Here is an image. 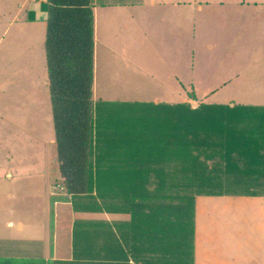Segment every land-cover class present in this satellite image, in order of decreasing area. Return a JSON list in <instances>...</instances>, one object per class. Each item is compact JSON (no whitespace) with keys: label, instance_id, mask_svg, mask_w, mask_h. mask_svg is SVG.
<instances>
[{"label":"trees","instance_id":"16d2710c","mask_svg":"<svg viewBox=\"0 0 264 264\" xmlns=\"http://www.w3.org/2000/svg\"><path fill=\"white\" fill-rule=\"evenodd\" d=\"M42 9L56 183L64 184L76 211L130 215L75 219L77 258L82 264H185L188 233L195 244L198 196L264 194V129L255 124L264 111L207 102L116 111L96 102L92 0H46Z\"/></svg>","mask_w":264,"mask_h":264},{"label":"rangeland","instance_id":"374dc122","mask_svg":"<svg viewBox=\"0 0 264 264\" xmlns=\"http://www.w3.org/2000/svg\"><path fill=\"white\" fill-rule=\"evenodd\" d=\"M133 1L138 0L129 2ZM169 1L179 4L186 2L185 5L192 7L186 12L178 7V15L172 16H165L167 9L163 7L162 11L159 9L162 15L160 19L156 20L154 16L146 14L144 20L135 19L137 26L133 25L135 21L129 20L130 26H133L129 33L123 37L116 33L118 38L108 43H97L94 101H103L104 105L111 104L116 111L124 106L132 109L135 106H152L154 103H182L180 101L193 94L198 98L208 95L210 102L235 99L236 102L250 103L257 98L264 101L262 82L241 85L237 76L231 80L240 65L244 64L245 69L248 68L247 64L251 63L250 52L264 53V6L256 5V0ZM198 3L204 9L198 8ZM32 4L25 0H0V165L13 162L40 166L45 161L50 162L49 175L59 182L61 175L56 159L55 128L47 85L49 79L45 40L48 14L38 4L35 6L38 7L34 17L38 24L33 26L28 23L26 15L29 12L26 10ZM144 7L148 9V5ZM129 12L136 14L132 5ZM173 12L174 10L168 9L167 14ZM147 25L150 26L148 32ZM209 44L211 47H208ZM123 51L130 55L123 56ZM144 53L148 55L143 56ZM242 71L252 76L250 70ZM227 78L228 83L224 82ZM255 124L257 129L260 125L264 129V118L258 117ZM56 181L53 195L71 200L64 184ZM237 192H247V188L237 187ZM38 198L40 193L34 199L31 194L20 195L12 204L23 201L26 203L24 207H28L36 205ZM228 198L231 199L221 202L200 201L202 217L208 222L202 220L200 241L203 243L204 234L206 236L210 233L207 248H210L213 255L210 256L211 261L215 264H223L224 261L225 264H258V261L250 259L255 257L245 250L246 246L241 240H246L247 228H252L255 223L264 226V214L261 217L259 213L261 204L255 198ZM262 207L264 209V205ZM28 209L32 211L31 208ZM109 214L118 216L116 220H127L129 215ZM246 214L255 216L256 221L248 222ZM66 223L68 227L71 224ZM230 223H236L235 228L240 230L236 234L239 239L231 248L232 252L225 249L219 241L221 237L228 240L225 224ZM187 243L190 247L187 248L188 258L185 264H193L195 244L192 234L188 233ZM198 245L200 247L197 248L196 244L195 252L205 250L200 242ZM250 247L258 254L264 253V247ZM240 254L242 256L239 258Z\"/></svg>","mask_w":264,"mask_h":264},{"label":"crops","instance_id":"0c3cea01","mask_svg":"<svg viewBox=\"0 0 264 264\" xmlns=\"http://www.w3.org/2000/svg\"><path fill=\"white\" fill-rule=\"evenodd\" d=\"M27 1H30L33 4L29 5L27 10L25 8V10L29 12V15H26L27 12L25 13L27 18L26 20L33 26L37 25L38 23L35 22L34 17L36 16L35 12L38 6H35L40 4V8H42V3L45 1ZM27 1L25 0L26 3ZM129 1L130 0H128V2L126 0H119V2H113V0H92L95 21V57L97 54V43L98 45L101 41L108 43L114 40V38H118V36H115L116 33H120L121 37H123L133 29V26H130L131 22H128L129 20H144L146 14L149 16H154L156 20L160 19L162 15L159 12V9H161L160 11H162L163 7L167 9L165 16H172L173 14L178 15L176 13L178 7H180L183 12L190 10L192 7V5H190L189 7L185 5L186 2H183L185 4H182V2L181 4H179V2H171L169 0H149V2L145 3L139 0L133 2ZM258 1L261 0H256L254 1V3H256V5L262 4L261 7L264 6V2ZM131 5L136 14H131L129 12ZM144 5H148V9L147 7H144ZM197 6L200 9H204L201 3H198ZM22 7L25 6L22 4ZM168 9H172L174 10V12L171 14H167ZM133 25L137 26L138 24L135 21ZM149 30L150 26L147 25L146 32H148ZM142 33H144V31ZM208 47H211V45L209 44ZM122 53L123 56H127V54L130 55V53L126 54V51H123ZM250 53L251 63H248V68H246L250 70L252 76H249L247 75V72L242 71L247 70L245 69V65L242 64V66H239L238 72H236L237 74L233 75L234 77H232L231 80H234L237 76V80L239 83H241V85H250L249 82L257 83L258 81L264 84V53L261 51ZM147 55V53H144L143 56ZM259 71L261 72L259 73ZM228 78L224 82L228 83ZM47 85H49V82H47ZM208 97V95H205L201 98L190 96L189 98L180 102H188L193 107H198L202 102L229 104L230 106H235L237 104L239 106H246L247 110L255 108L260 113L264 111V101H261L260 98H257L256 100L254 99L253 102L245 103L242 101L236 102L235 99H231L228 102H210L208 101ZM195 102H197V105L195 104ZM43 160L45 161L44 158ZM49 167L50 162L46 161L40 166H32L20 163L18 164L13 162H7L3 166L0 165V264H64V262H72L73 260L74 262H76V264H82L81 260L85 259L77 258L74 250L73 226L75 219L83 218L86 216H89L88 218H105L108 220L118 218V216L116 217V215L113 216L109 213L76 211L70 199L68 200L53 195V185L55 184L56 180L54 181L53 176L51 177L49 175ZM39 193L40 198L37 199L38 202L36 203V205L24 207L26 203L23 201L12 204L13 200L17 197L19 198L20 195L31 194L34 199V197H36ZM228 197L255 198V200H257L256 202L261 204V207H259V213L261 214V217L264 214V209L262 207V205H264V194L258 196H249L244 194L198 196L196 200L195 247L197 244V248H199L200 246L198 244L200 242L201 246H205L204 249L206 251L203 249H201V252L199 250H196L194 254V264H215V262L211 261L210 256H213L211 255L212 252L210 248H207V238L208 234L210 233L206 234V236L204 234L203 243L200 241V233L203 225L202 220H204L205 222L207 221L206 218L202 217L203 209L200 210V201L221 202L231 199ZM224 205L225 207H227L226 204ZM202 206H204L203 203ZM28 208H31L32 211ZM108 214L111 215V217ZM129 218L130 215H127L126 219ZM245 219L248 222L256 221V217L253 215L249 216L246 214ZM66 222H71L69 227L66 225ZM234 224H225V229H228V240L223 237L219 239L222 245L225 246V249L229 251H231V248L235 244H237V241L239 239L236 234L240 230L238 228H235ZM263 228V225L258 224V222L255 223L254 225H252V228H247L248 233L246 240H241V243H243L244 241L243 244L246 246L245 250H248L249 253H253V256L256 258L255 259L253 257H250V259H252L254 262L258 261V264H264V262L262 261L264 259V253L258 254L253 247H250V245H254L258 248L264 247ZM211 241L212 239L209 241V244ZM90 248H93L94 251L98 250L97 247L96 249L94 247ZM241 256L242 254L239 255V258ZM93 258L94 261H98V254L93 255L92 253H90V259L92 260ZM104 258H107V256ZM225 263L226 262L224 261L223 264Z\"/></svg>","mask_w":264,"mask_h":264},{"label":"built area","instance_id":"2783aa9c","mask_svg":"<svg viewBox=\"0 0 264 264\" xmlns=\"http://www.w3.org/2000/svg\"><path fill=\"white\" fill-rule=\"evenodd\" d=\"M40 1H46V0H40Z\"/></svg>","mask_w":264,"mask_h":264}]
</instances>
